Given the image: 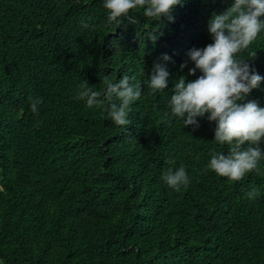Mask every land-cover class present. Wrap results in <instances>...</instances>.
Segmentation results:
<instances>
[{
  "label": "trees",
  "instance_id": "1",
  "mask_svg": "<svg viewBox=\"0 0 264 264\" xmlns=\"http://www.w3.org/2000/svg\"><path fill=\"white\" fill-rule=\"evenodd\" d=\"M185 2L175 8L190 14L191 31L177 21L169 89L152 93L143 80L164 49L155 54L147 40L135 52L121 32L111 37L101 0H0V264H264V175L230 181L205 171L213 150L227 152L213 141L215 124L184 128L165 117L174 82L200 75L181 70L193 67L187 53L212 43L209 21L231 5ZM87 17L94 26L82 29ZM107 43L129 59L119 71L145 87L127 127L78 98L85 79L102 90L93 65L102 67L96 49ZM241 56L264 75V34ZM29 96L43 98L39 115ZM248 100L264 106V84ZM180 164L191 183L177 192L161 176Z\"/></svg>",
  "mask_w": 264,
  "mask_h": 264
},
{
  "label": "clouds",
  "instance_id": "2",
  "mask_svg": "<svg viewBox=\"0 0 264 264\" xmlns=\"http://www.w3.org/2000/svg\"><path fill=\"white\" fill-rule=\"evenodd\" d=\"M185 1L101 0L106 13L104 27H116L111 31V37L117 38L121 32L124 46L135 52H139L137 47L147 40L154 45L157 42L155 54L164 49L165 53L157 58L151 73L143 80V85L152 93L169 89L171 74L168 63L172 60L170 55H175L177 21L180 19L191 31L190 14H178L175 8L177 5L188 8ZM92 20V17L81 19V28L93 27ZM127 24L133 25L134 30L122 31L118 28ZM208 30L212 43L192 48L187 53L193 67L189 68L187 61L181 64V70L188 68L189 76H196L197 72L200 75L193 80L181 76L174 82L165 117L169 124L182 121L184 128H199L200 119L215 124L213 141L227 146V152L213 150L205 171L212 170L230 181H240L254 171L264 175L261 172V162L264 161V106L256 100L245 102L254 89L264 84V75L249 62V58L241 56L264 34V0H231L226 11L213 14ZM97 48L103 55V65H93V71L100 70L95 80L102 90L94 89L85 79L78 85V98L88 108L104 110L113 125L127 127L132 107L141 99L145 87L135 75L119 71V64L129 59L115 58L110 43ZM256 54L253 52L251 57ZM118 74L124 75L118 80ZM28 103L31 112L39 115L43 98L29 96ZM170 163L175 164V161ZM161 179L177 192L191 183L190 174L183 164L167 168ZM245 195L255 201L260 189L251 187Z\"/></svg>",
  "mask_w": 264,
  "mask_h": 264
}]
</instances>
